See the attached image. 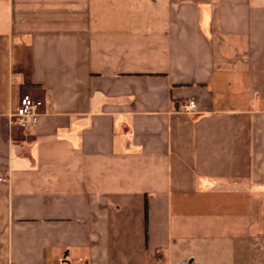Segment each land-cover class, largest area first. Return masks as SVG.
<instances>
[{"label": "crops", "instance_id": "obj_1", "mask_svg": "<svg viewBox=\"0 0 264 264\" xmlns=\"http://www.w3.org/2000/svg\"><path fill=\"white\" fill-rule=\"evenodd\" d=\"M0 179V264H264V0H0Z\"/></svg>", "mask_w": 264, "mask_h": 264}, {"label": "built area", "instance_id": "obj_2", "mask_svg": "<svg viewBox=\"0 0 264 264\" xmlns=\"http://www.w3.org/2000/svg\"><path fill=\"white\" fill-rule=\"evenodd\" d=\"M44 106V100L36 98L32 94L25 92L19 99L16 111L11 116V124L16 125L23 130L35 127ZM195 109L196 102L193 99H187L182 104L183 112H192ZM57 264L66 263L63 259H60Z\"/></svg>", "mask_w": 264, "mask_h": 264}]
</instances>
